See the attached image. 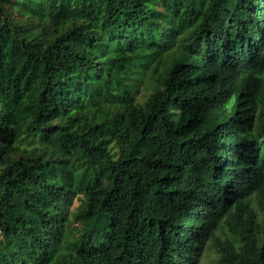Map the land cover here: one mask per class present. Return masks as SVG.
Listing matches in <instances>:
<instances>
[{"label":"trees","instance_id":"1","mask_svg":"<svg viewBox=\"0 0 264 264\" xmlns=\"http://www.w3.org/2000/svg\"><path fill=\"white\" fill-rule=\"evenodd\" d=\"M206 255L264 264V0H0V264Z\"/></svg>","mask_w":264,"mask_h":264},{"label":"rangeland","instance_id":"2","mask_svg":"<svg viewBox=\"0 0 264 264\" xmlns=\"http://www.w3.org/2000/svg\"><path fill=\"white\" fill-rule=\"evenodd\" d=\"M147 95V91L143 90L142 93L138 95V97H141L142 100L145 99V96ZM214 255H206L204 262L205 264H212Z\"/></svg>","mask_w":264,"mask_h":264}]
</instances>
